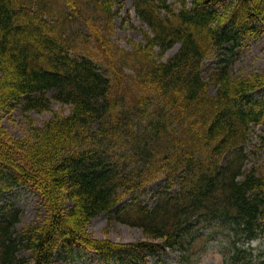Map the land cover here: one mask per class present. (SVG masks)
I'll list each match as a JSON object with an SVG mask.
<instances>
[{
	"label": "trees",
	"instance_id": "16d2710c",
	"mask_svg": "<svg viewBox=\"0 0 264 264\" xmlns=\"http://www.w3.org/2000/svg\"><path fill=\"white\" fill-rule=\"evenodd\" d=\"M122 4L0 0V193L27 187L46 210L21 229L20 209L0 218V264H54L73 246L106 263L150 264L168 249L190 261L221 225L232 242L224 264H264L236 243L264 222V170L244 167L242 147L264 124V71L234 75L224 63L203 74L212 53L264 33V0H135L148 29L129 46L116 39ZM52 100L70 112L36 125L30 112ZM18 107L22 138L1 123ZM156 182L150 205L142 195ZM104 212L144 238L92 236Z\"/></svg>",
	"mask_w": 264,
	"mask_h": 264
},
{
	"label": "rangeland",
	"instance_id": "374dc122",
	"mask_svg": "<svg viewBox=\"0 0 264 264\" xmlns=\"http://www.w3.org/2000/svg\"><path fill=\"white\" fill-rule=\"evenodd\" d=\"M134 1L123 0L122 7L115 18L116 39L124 46L130 45L129 38L139 42L144 41L143 31L148 29L138 19L133 6ZM51 6L50 8H54ZM178 49L179 44H175L165 52L163 59L171 57ZM224 63L229 66L234 75L264 71V33L258 37L246 39L241 46H237L233 50L227 49L212 53L203 61V74L208 77L214 68ZM211 91L215 92V88H211ZM261 95L262 92L256 93V96ZM51 107L50 111L30 112L36 125H42L53 115V112L69 113L71 110L70 104H62L54 100L51 101ZM1 123L15 137L22 138L28 135V126L19 107L10 113L3 112ZM242 147L247 153L244 167L247 169L256 167L261 171L264 170V124L253 128L250 139ZM159 188V182L151 184L147 194L142 195V198L153 205L155 199L153 195ZM125 201L128 202V198ZM13 209H20L21 212L20 220L17 223L18 229L41 221L46 213L38 194L27 187H18L12 191L0 193V218ZM219 228L223 230L216 238L207 241L204 246L201 241L196 244L195 250L189 254V262L182 260L180 249H168L160 256H151L150 264H223L224 256L232 242L229 241L227 231L224 230L225 226L221 225ZM87 230L89 234L98 239L107 238L115 242H135L144 238V232L140 226L130 225L118 219L111 221L108 212L95 216L87 225ZM236 241L241 247L253 250L256 254L254 262L264 261V222L255 237L247 238L241 233ZM72 251L73 254L70 258L58 257L54 264H118L106 263L94 251H85L80 246H73ZM23 253L28 254L27 251ZM28 264H33V262L30 261Z\"/></svg>",
	"mask_w": 264,
	"mask_h": 264
}]
</instances>
